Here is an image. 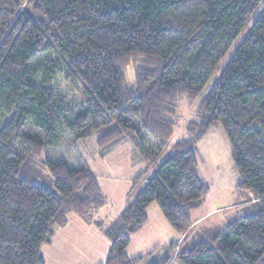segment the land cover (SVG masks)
Wrapping results in <instances>:
<instances>
[{"label": "trees", "instance_id": "trees-1", "mask_svg": "<svg viewBox=\"0 0 264 264\" xmlns=\"http://www.w3.org/2000/svg\"><path fill=\"white\" fill-rule=\"evenodd\" d=\"M58 78L79 85V106L59 96ZM183 98L196 118L174 140ZM217 122L255 212L190 238L186 209L208 189L194 149ZM62 132L96 135L102 150L130 135L146 160L106 226L97 213L107 199L86 163L42 160ZM24 155L42 160L54 191L22 175ZM153 202L181 244L129 257ZM69 213L109 240L101 264H264V0H0V264H45L41 247Z\"/></svg>", "mask_w": 264, "mask_h": 264}, {"label": "crops", "instance_id": "crops-1", "mask_svg": "<svg viewBox=\"0 0 264 264\" xmlns=\"http://www.w3.org/2000/svg\"><path fill=\"white\" fill-rule=\"evenodd\" d=\"M87 140L80 141L83 146L88 145L91 148L82 157V162L95 175L98 186L107 199V204L97 213V219L106 226L123 209L132 180L144 171L146 160L138 155L128 136L116 140L106 150L100 149L95 139L90 143H86ZM70 163L73 166L78 165L75 160ZM199 206L186 209L192 220L188 231L190 238L196 235L195 228L207 215L196 211L192 213ZM146 217V223L130 238L126 249L129 257L145 256L170 243H175L177 248L180 246L183 235L169 224L157 203L153 202L147 207ZM108 248L109 240L101 228L69 213L66 223L56 228L51 242L41 247V254L45 264H101L106 260ZM154 258L156 257H145L139 264H150Z\"/></svg>", "mask_w": 264, "mask_h": 264}, {"label": "rangeland", "instance_id": "rangeland-1", "mask_svg": "<svg viewBox=\"0 0 264 264\" xmlns=\"http://www.w3.org/2000/svg\"><path fill=\"white\" fill-rule=\"evenodd\" d=\"M51 57H53L51 53L42 55L38 61L43 65ZM52 83L59 96L64 98L68 104L79 106L83 102L84 97L78 84H69L63 78H58ZM177 115L179 121L174 131V140L188 136L185 126L188 120L196 118V112L194 108L188 106L187 100L183 98L178 104ZM25 131L36 132L31 126L25 128ZM95 136L89 137L86 143L94 140ZM59 138L52 146L46 147L42 160L49 157L53 160L65 159L69 162L75 160L81 163L82 157L91 149L88 145L83 146L79 140L71 139L65 132H62ZM146 141L148 142L146 148L149 150L152 148V140L147 137ZM17 150L22 151L18 145ZM194 152L196 172L202 182L206 183L208 189L200 206L196 210H192V213L196 211L199 214L201 212L207 214L195 228L196 236H201V240H206L214 235V233L212 234L214 230L223 229L226 223L235 220L240 215L254 213L255 208L251 204L254 195L251 190L237 186L240 175L231 160V147L221 123L217 122L210 127L208 132L196 143ZM137 153L143 158L138 151ZM24 156L26 166L23 167L22 175L54 191L50 174L45 169L42 160H31L30 157H27L28 155Z\"/></svg>", "mask_w": 264, "mask_h": 264}]
</instances>
